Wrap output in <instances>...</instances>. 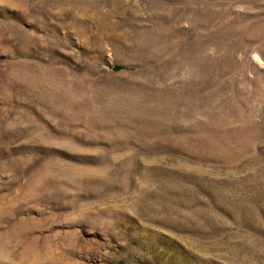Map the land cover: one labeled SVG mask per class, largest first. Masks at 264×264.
I'll return each instance as SVG.
<instances>
[{"label":"rangeland","instance_id":"obj_1","mask_svg":"<svg viewBox=\"0 0 264 264\" xmlns=\"http://www.w3.org/2000/svg\"><path fill=\"white\" fill-rule=\"evenodd\" d=\"M0 264H264V0H0Z\"/></svg>","mask_w":264,"mask_h":264}]
</instances>
